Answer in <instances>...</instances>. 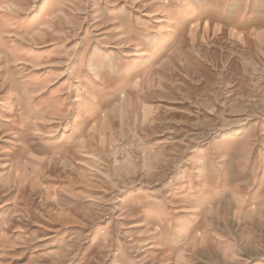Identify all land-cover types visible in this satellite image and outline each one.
I'll list each match as a JSON object with an SVG mask.
<instances>
[{"label":"rangeland","instance_id":"obj_1","mask_svg":"<svg viewBox=\"0 0 264 264\" xmlns=\"http://www.w3.org/2000/svg\"><path fill=\"white\" fill-rule=\"evenodd\" d=\"M0 264H264V0H0Z\"/></svg>","mask_w":264,"mask_h":264}]
</instances>
